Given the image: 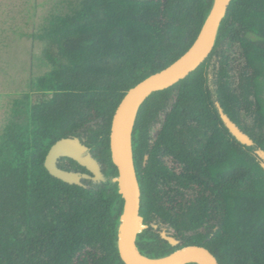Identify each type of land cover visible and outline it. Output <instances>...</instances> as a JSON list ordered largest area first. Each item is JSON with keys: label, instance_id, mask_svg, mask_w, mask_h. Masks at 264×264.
Wrapping results in <instances>:
<instances>
[{"label": "trees", "instance_id": "1", "mask_svg": "<svg viewBox=\"0 0 264 264\" xmlns=\"http://www.w3.org/2000/svg\"><path fill=\"white\" fill-rule=\"evenodd\" d=\"M212 3L78 0L34 34L50 68L14 101L26 120L11 121L1 136L0 264H125L117 250L123 199L110 180L112 116L130 87L189 48ZM216 102L252 145L228 131ZM66 136L84 139L105 181L70 184L47 171L49 147ZM131 149L146 225L136 236L140 253L157 258L195 244L219 264H264L256 153L264 151V0H230L209 55L140 104ZM58 165L89 173L68 157ZM162 226L178 244L160 236Z\"/></svg>", "mask_w": 264, "mask_h": 264}, {"label": "water", "instance_id": "2", "mask_svg": "<svg viewBox=\"0 0 264 264\" xmlns=\"http://www.w3.org/2000/svg\"><path fill=\"white\" fill-rule=\"evenodd\" d=\"M229 2L230 0H213L200 30L189 48L163 69L146 76L130 87L112 116L109 149L111 160L117 169V175L111 177L110 180L117 183L118 192L123 199L117 227V250L125 264H147L144 262L145 259L160 258H167L166 264H219L206 247L195 244L178 247L157 258L143 255L138 250L136 236L146 228V225L139 214L140 187L132 158L131 132L138 108L149 94L172 86L194 70L209 55ZM216 106L222 122L235 139L242 144L252 145L253 140L249 135L242 131L223 111L218 102H216ZM127 117H131V124L127 133V152L125 153L122 144V128ZM256 153L260 158V165L264 169V151L257 149ZM62 157L75 160L89 173L60 167L58 161ZM146 157L147 155H145ZM44 166L52 176L70 184L83 185V179H89L93 183L107 179L102 172V164L92 155L90 148L84 143V139L78 136H66L56 140L44 157ZM151 225L156 227L155 223ZM160 236L173 246L179 242L164 226L161 227Z\"/></svg>", "mask_w": 264, "mask_h": 264}, {"label": "rangeland", "instance_id": "3", "mask_svg": "<svg viewBox=\"0 0 264 264\" xmlns=\"http://www.w3.org/2000/svg\"><path fill=\"white\" fill-rule=\"evenodd\" d=\"M78 0H0V141L5 126L11 121L26 120L17 115L20 100L32 92L36 77L50 68L42 50L45 42L34 34L41 33L54 14L69 12ZM238 56V48L230 50ZM211 68V67H209ZM30 102L37 101L31 94ZM159 125L151 130L154 135ZM167 160V164L170 165ZM157 226V225H156Z\"/></svg>", "mask_w": 264, "mask_h": 264}, {"label": "bare ground", "instance_id": "4", "mask_svg": "<svg viewBox=\"0 0 264 264\" xmlns=\"http://www.w3.org/2000/svg\"><path fill=\"white\" fill-rule=\"evenodd\" d=\"M130 124H131V117H127L126 122L124 123V126L122 128V144L124 146L125 153L127 152V133L129 131ZM167 260H168L167 258H160L156 260L145 259L144 262H146L147 264H166Z\"/></svg>", "mask_w": 264, "mask_h": 264}, {"label": "flooded vegetation", "instance_id": "5", "mask_svg": "<svg viewBox=\"0 0 264 264\" xmlns=\"http://www.w3.org/2000/svg\"><path fill=\"white\" fill-rule=\"evenodd\" d=\"M233 59H234V62H233V64H236L238 61H241V59H240V55H239V52H238V56L237 57H233V56H231ZM171 162V161H170ZM169 165V164H168ZM172 165V162L170 163V165L169 166H171Z\"/></svg>", "mask_w": 264, "mask_h": 264}]
</instances>
